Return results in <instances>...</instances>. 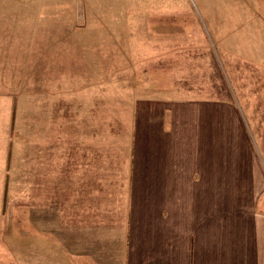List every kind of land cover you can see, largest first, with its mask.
<instances>
[{
    "label": "rangeland",
    "instance_id": "obj_1",
    "mask_svg": "<svg viewBox=\"0 0 264 264\" xmlns=\"http://www.w3.org/2000/svg\"><path fill=\"white\" fill-rule=\"evenodd\" d=\"M50 63L58 81L34 83ZM3 78L27 94L54 93L73 145L129 159L131 172L136 161L142 169L171 159L153 139L154 110L176 131L177 151L197 123L198 158L187 167L212 179L226 200L219 212L242 221L264 251V0H0ZM209 104L210 126L209 111L162 118L164 106ZM20 201L14 187L3 208L0 196V264H50L37 259L32 192L22 194L25 208Z\"/></svg>",
    "mask_w": 264,
    "mask_h": 264
},
{
    "label": "crops",
    "instance_id": "obj_2",
    "mask_svg": "<svg viewBox=\"0 0 264 264\" xmlns=\"http://www.w3.org/2000/svg\"><path fill=\"white\" fill-rule=\"evenodd\" d=\"M56 70L50 63L33 78L34 83L55 84ZM4 79L0 80L1 207L13 187L18 201L21 195L18 207L25 208L22 194L32 192L37 252L41 243L37 259L50 264L57 258L67 264L74 260L83 264H264V251L251 243L244 223L219 212L226 200L219 201L212 179L203 183L194 168L187 167L186 159L198 158L197 123L188 134L185 152L177 151L176 131L161 126L154 110L153 139H158L159 147L170 149L162 153L171 159H146L142 169L136 161L131 172L129 159H105L104 152L100 157L94 148L73 145L68 118L59 122L52 103L54 93L27 94L23 83H9L8 88ZM210 108V104L209 108L164 106L162 118L174 122L188 111L196 119L209 111L210 126L214 117ZM82 155L90 159L75 158Z\"/></svg>",
    "mask_w": 264,
    "mask_h": 264
}]
</instances>
